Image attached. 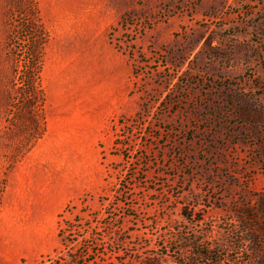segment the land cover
Returning a JSON list of instances; mask_svg holds the SVG:
<instances>
[{
  "label": "rangeland",
  "instance_id": "374dc122",
  "mask_svg": "<svg viewBox=\"0 0 264 264\" xmlns=\"http://www.w3.org/2000/svg\"><path fill=\"white\" fill-rule=\"evenodd\" d=\"M33 5L46 132L30 148L8 112L29 45L12 16ZM263 200L264 0H0V264H177L182 233L234 228L258 242L229 258L257 264Z\"/></svg>",
  "mask_w": 264,
  "mask_h": 264
},
{
  "label": "trees",
  "instance_id": "16d2710c",
  "mask_svg": "<svg viewBox=\"0 0 264 264\" xmlns=\"http://www.w3.org/2000/svg\"><path fill=\"white\" fill-rule=\"evenodd\" d=\"M32 14L29 11L20 12V16H12V26L16 29L15 34L25 32L29 41L28 48L23 52V56L17 55V66L14 70L13 90L10 94V109L8 114L14 109L15 112H25L28 115L30 125V134L24 143V147L32 148L36 142L41 139L46 132L45 104L46 96L42 83V69L44 48L47 41V33L39 16L37 8L33 5ZM11 52L17 53L14 48V38L10 41ZM14 48V49H13ZM29 148V149H30ZM264 208V200L262 201ZM184 217L189 216L183 215ZM192 221L197 223L205 222L200 215L194 216L191 213ZM197 217V218H196ZM248 222H246L247 224ZM67 224V222H66ZM60 227L59 237L63 245L69 246V243H74L76 240L71 239L72 234L69 229ZM211 231L213 230V224ZM191 233H182L183 236L178 240H174L168 249L177 251L181 255V260L177 264H254L252 260L241 258L231 259L230 253L243 254L250 251L246 247L247 243L258 242V230L246 229L244 232L238 231L236 228L230 230L221 243H215L214 240H209V236L201 237L195 235L190 237ZM262 234V233H260ZM245 235V236H244ZM264 235V234H262ZM86 238H84L85 240ZM251 253L261 255L260 261L257 264H264V251L261 249L251 248ZM228 256V257H227ZM163 258H149L142 262L143 264H164ZM242 261V262H241Z\"/></svg>",
  "mask_w": 264,
  "mask_h": 264
}]
</instances>
